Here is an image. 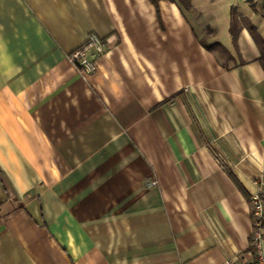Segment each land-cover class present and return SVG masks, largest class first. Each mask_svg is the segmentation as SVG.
I'll return each instance as SVG.
<instances>
[{
    "label": "crops",
    "instance_id": "1",
    "mask_svg": "<svg viewBox=\"0 0 264 264\" xmlns=\"http://www.w3.org/2000/svg\"><path fill=\"white\" fill-rule=\"evenodd\" d=\"M240 4L235 32L228 4L205 43L178 0H0V264H225L248 250L264 0ZM90 34L107 50L84 82L69 56Z\"/></svg>",
    "mask_w": 264,
    "mask_h": 264
},
{
    "label": "built area",
    "instance_id": "2",
    "mask_svg": "<svg viewBox=\"0 0 264 264\" xmlns=\"http://www.w3.org/2000/svg\"><path fill=\"white\" fill-rule=\"evenodd\" d=\"M107 50L105 42L96 34H90L85 44L69 56L80 78L88 82L99 70V59ZM152 181L148 187H155ZM252 232L248 250L238 252L227 259L225 264H264V197L257 194L251 198Z\"/></svg>",
    "mask_w": 264,
    "mask_h": 264
},
{
    "label": "rangeland",
    "instance_id": "3",
    "mask_svg": "<svg viewBox=\"0 0 264 264\" xmlns=\"http://www.w3.org/2000/svg\"><path fill=\"white\" fill-rule=\"evenodd\" d=\"M178 3L189 21L196 24V30L204 37L205 43L212 37V30L215 29V26L221 27L222 15L219 14V9L222 13V10L226 8L228 4L231 5L227 11V15H230L232 21L237 19L241 12L240 0H196L195 6L200 8V13L202 12L201 15L191 7L186 8L182 0H178ZM211 14H215V17ZM216 23L218 24L216 25ZM209 45L213 46L215 43H210Z\"/></svg>",
    "mask_w": 264,
    "mask_h": 264
},
{
    "label": "trees",
    "instance_id": "4",
    "mask_svg": "<svg viewBox=\"0 0 264 264\" xmlns=\"http://www.w3.org/2000/svg\"><path fill=\"white\" fill-rule=\"evenodd\" d=\"M150 1V3H152L154 6H158V3L160 2V1H163V0H149ZM168 1H172V2H175V0H168ZM183 2H184V4H185V7L186 8H190L191 7V0H182ZM235 24H234V21L232 22V33H234L235 32ZM216 47H218V44H215V45H213V46H211V48L213 49V48H216ZM261 63H262V65H263V67H264V54L262 55V57H261Z\"/></svg>",
    "mask_w": 264,
    "mask_h": 264
}]
</instances>
